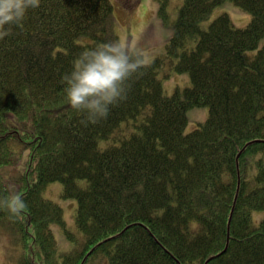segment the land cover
Returning <instances> with one entry per match:
<instances>
[{"label": "trees", "instance_id": "trees-1", "mask_svg": "<svg viewBox=\"0 0 264 264\" xmlns=\"http://www.w3.org/2000/svg\"><path fill=\"white\" fill-rule=\"evenodd\" d=\"M227 1L249 14L244 28L226 13L202 25ZM157 2L169 20L171 0ZM178 11L162 54L95 123L68 103L63 76L84 49L119 39L111 0H39L0 39V197L27 203L20 215L0 206V223L24 243L22 264H264L251 215L264 209V0ZM180 73L190 86L167 95ZM202 107L207 119L185 132L186 111ZM52 183L76 201L66 237L78 247L62 255Z\"/></svg>", "mask_w": 264, "mask_h": 264}, {"label": "rangeland", "instance_id": "rangeland-1", "mask_svg": "<svg viewBox=\"0 0 264 264\" xmlns=\"http://www.w3.org/2000/svg\"><path fill=\"white\" fill-rule=\"evenodd\" d=\"M179 3L171 0L167 4L169 20L161 18L158 13L159 3L157 0H111L113 5V15L116 23V33L120 40H123L132 48L139 47L142 50V58L145 62L151 60L155 56L162 54L166 42L172 35L173 23L179 18L181 0ZM226 13L231 18L234 25L238 28H244L249 20L248 13L242 11L232 2H224L216 6L209 17L203 21L202 25L208 24L214 17ZM183 80L180 83L170 84L166 80V85H170L167 95H171L176 90H183L190 86L189 76L180 73ZM175 77V76H174ZM165 82V81H163ZM178 87V88H175ZM187 125L185 132L200 126L208 117V108H192L186 111ZM59 189H58V187ZM52 186V187H50ZM49 189L45 190L44 195L52 199L63 209V225L53 224L52 230L58 247V252L69 253L73 248H77L70 239L66 237V231L78 233L74 223L73 214L76 201L71 198H61L60 183H52ZM253 225L264 222V209L252 212ZM253 228V227H252ZM78 241V238H76ZM22 241L19 239L15 229L11 224L0 223V264H22L23 260ZM62 255V254H61ZM87 264H107L106 258L97 254Z\"/></svg>", "mask_w": 264, "mask_h": 264}, {"label": "clouds", "instance_id": "clouds-1", "mask_svg": "<svg viewBox=\"0 0 264 264\" xmlns=\"http://www.w3.org/2000/svg\"><path fill=\"white\" fill-rule=\"evenodd\" d=\"M38 4L39 0H0V39ZM141 53L139 47L132 48L120 39L102 41L84 49L63 76L68 103L90 122L106 118L111 106L126 98L127 82L144 63ZM0 206L20 215L27 203L21 194L11 190L0 197Z\"/></svg>", "mask_w": 264, "mask_h": 264}]
</instances>
